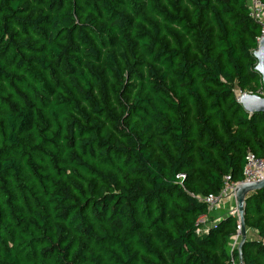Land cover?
Wrapping results in <instances>:
<instances>
[{
  "label": "trees",
  "instance_id": "16d2710c",
  "mask_svg": "<svg viewBox=\"0 0 264 264\" xmlns=\"http://www.w3.org/2000/svg\"><path fill=\"white\" fill-rule=\"evenodd\" d=\"M260 34L248 0H0V264H264V188L241 250L197 227L264 157Z\"/></svg>",
  "mask_w": 264,
  "mask_h": 264
},
{
  "label": "built area",
  "instance_id": "2783aa9c",
  "mask_svg": "<svg viewBox=\"0 0 264 264\" xmlns=\"http://www.w3.org/2000/svg\"><path fill=\"white\" fill-rule=\"evenodd\" d=\"M250 8V16L261 26V34L258 37V42L262 36H264V1L263 0H248ZM250 94H253L252 91ZM257 94L264 96V87L259 89ZM185 174L180 173L177 175V179L180 183H183ZM264 179V157L257 156L253 152H249L246 157V161L243 167V179L241 181H234L231 179L230 175L224 176V186L219 194H207L199 197L206 206L209 212L217 211L222 206L227 204L236 203V191L240 183L248 182H258ZM206 216V215H205ZM204 217V216H203ZM197 227H199V222H197ZM240 222L237 226V234L241 231ZM198 232H200L198 228ZM233 248L235 246H232Z\"/></svg>",
  "mask_w": 264,
  "mask_h": 264
},
{
  "label": "water",
  "instance_id": "95a60500",
  "mask_svg": "<svg viewBox=\"0 0 264 264\" xmlns=\"http://www.w3.org/2000/svg\"><path fill=\"white\" fill-rule=\"evenodd\" d=\"M254 57L257 60L255 70L261 75L264 87V36L258 42V47L254 51ZM244 110L248 113L264 112V96L258 94L243 93L237 98ZM264 188V179L258 182H244L240 183L236 191V203L239 214V222L242 228V239L239 245L241 250L243 242L246 240L245 233V211H246V197L248 194L261 190Z\"/></svg>",
  "mask_w": 264,
  "mask_h": 264
},
{
  "label": "rangeland",
  "instance_id": "374dc122",
  "mask_svg": "<svg viewBox=\"0 0 264 264\" xmlns=\"http://www.w3.org/2000/svg\"><path fill=\"white\" fill-rule=\"evenodd\" d=\"M234 91H235V95L237 98H239L240 95H242L243 93H250L251 92L250 89H246L243 91L237 86L235 87ZM226 215H235L239 220L237 205L235 203L222 206L219 210L211 212V214L199 218V220H198L199 227L198 228H199L200 232L201 233L206 232L212 224H215L221 217L226 216ZM245 233H246V238L247 237H251V238L258 237L256 232L248 226L245 227ZM241 239H242V229L240 231V234L235 233L230 238L231 247L232 246L239 247Z\"/></svg>",
  "mask_w": 264,
  "mask_h": 264
},
{
  "label": "crops",
  "instance_id": "0c3cea01",
  "mask_svg": "<svg viewBox=\"0 0 264 264\" xmlns=\"http://www.w3.org/2000/svg\"><path fill=\"white\" fill-rule=\"evenodd\" d=\"M256 232V231H255ZM256 234H257V232H256ZM255 238H257V237H255Z\"/></svg>",
  "mask_w": 264,
  "mask_h": 264
}]
</instances>
